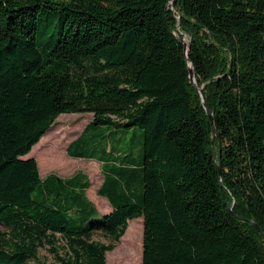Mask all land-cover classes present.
I'll return each instance as SVG.
<instances>
[{
	"label": "trees",
	"instance_id": "obj_1",
	"mask_svg": "<svg viewBox=\"0 0 264 264\" xmlns=\"http://www.w3.org/2000/svg\"><path fill=\"white\" fill-rule=\"evenodd\" d=\"M172 1L0 0V264H108L138 218L142 264H264V0ZM84 113L102 217L86 174L25 158Z\"/></svg>",
	"mask_w": 264,
	"mask_h": 264
},
{
	"label": "rangeland",
	"instance_id": "obj_2",
	"mask_svg": "<svg viewBox=\"0 0 264 264\" xmlns=\"http://www.w3.org/2000/svg\"><path fill=\"white\" fill-rule=\"evenodd\" d=\"M183 37L184 41L189 40L187 34H183ZM197 86L199 88H202L204 93L205 86H199L198 84ZM203 104L205 103L203 102ZM91 119L92 115L89 113L61 115L58 118L55 128L52 130V132H48L49 134L47 133L46 137H44L40 141L39 145L37 147L34 146L35 149L33 148L32 152L25 158L28 159L34 157L37 160L41 176L43 178L52 173L57 174L60 177L69 176L78 171L85 173L90 179L91 193L96 194L103 180V176L100 171V164L88 159H80V161L82 162L76 163L71 166V164L68 162L66 152L68 144L80 134V132L91 121ZM134 142L138 143L139 140L136 138ZM136 153L137 151L135 152V154ZM99 210V212H101L100 217L106 214L103 211L106 209L101 208ZM0 231L7 232L8 230L5 226L0 225ZM143 231V218H138L130 221L125 235L121 238L120 242L112 251L106 253L107 263L142 264ZM95 240L106 243V240L99 234H96ZM62 245L64 244L60 243L55 247L59 249L61 255L64 253L62 251ZM55 248H51L50 246L40 247L38 252L39 260L45 264H58L57 260L55 259L54 253H52L51 251Z\"/></svg>",
	"mask_w": 264,
	"mask_h": 264
},
{
	"label": "crops",
	"instance_id": "obj_3",
	"mask_svg": "<svg viewBox=\"0 0 264 264\" xmlns=\"http://www.w3.org/2000/svg\"><path fill=\"white\" fill-rule=\"evenodd\" d=\"M91 115H92V114H91ZM57 120H58V119H57ZM91 120H92V119H91ZM56 122H57V121H56ZM90 122H91V121H90ZM90 122H89V123H90ZM89 123H88V124H89ZM88 124H87V125H88ZM55 125H56V124H55ZM87 125H86V126H87ZM86 126H85V127H86ZM85 127H84V128H85ZM54 128H55V126H54ZM54 128H53V129H54ZM53 129H52V130H53ZM52 130H50L49 133L52 132ZM83 130H84V129H83ZM83 130H82V131H83ZM82 131L80 132V134L82 133ZM49 133H48V134H49ZM80 134H79V135H80ZM46 135H47V133H46ZM46 135H44V137H46ZM79 135H78V136H79ZM78 136H77V137H78ZM44 137H43V138H44ZM77 137H76V138H77ZM43 138H42V139H43ZM76 138H75V139H76ZM42 139H41V140H42ZM75 139H74V140H75ZM74 140H72L71 142H73ZM71 142H70V143H71ZM39 143H40V142H39ZM39 143L36 145V147L39 145ZM70 143H69L68 146H67L66 152H67V159H68V162H69V163L71 164V166H72V165H74V164H76V163H79V162H82V161H80L81 158H74V157H71V156L68 154V147H69ZM34 149H35V148H34ZM33 158H34V157H33ZM34 159H35V158H34ZM88 160H91V161H93V162H98V161H96V160H94V159H88ZM98 163L100 164V171H101V169H102V164H101L100 162H98ZM70 168H72V167H70ZM70 168H68V169H70ZM39 169H40V168H39ZM76 173H79V171L76 172ZM76 173H74V174H72V175H69V176H64V177L61 176V177H62V178H70V177L74 176ZM81 173H83V172H81ZM40 174H41V172H40ZM84 174H85V173H84ZM101 174H102V172H101ZM47 176H48V175H47ZM47 176H46V177H47ZM41 177H42V176H41ZM46 177H45V178H46ZM42 178H43V177H42ZM43 179H44V178H43ZM89 180H90V179H89ZM102 183H103V180H102ZM102 183H101V185H102ZM101 185H100V186H101ZM90 186H91V183H90ZM99 188H100V187H99ZM98 190H99V189H98ZM86 194H87L88 199H89V200L95 205V207L97 208L98 212L100 211L99 209H101V208H102V209H106V210H103L104 213H106V214H108V213H110V212L112 211L111 205H110V203L108 202V200H107L106 198H104V197L99 196L98 191H97L96 194H93V193H91V191H90V187H89V188L87 189V191H86ZM99 213H101V212H99Z\"/></svg>",
	"mask_w": 264,
	"mask_h": 264
},
{
	"label": "water",
	"instance_id": "obj_4",
	"mask_svg": "<svg viewBox=\"0 0 264 264\" xmlns=\"http://www.w3.org/2000/svg\"><path fill=\"white\" fill-rule=\"evenodd\" d=\"M176 2H177V0H173V1L171 2L170 5H171L172 8L175 7ZM183 41H184V40H183ZM188 66H189L190 82H191V84L197 89V91L199 92V94H200V96H201V98H202V101L205 103V105H206V112H207V115L209 116V118H210V120H211V122H212V125H213V133H214V136H217V131H216V128H215V125H214L213 115H212V113H211L209 107H208L207 104H206V99H205V96H204V93H203V89H202V88H199V87L197 86V83H196V74H195V72H194L193 65H192L191 63H189ZM220 153H221V149H220ZM219 171H221V170H220V166H219ZM220 174H221V172H220ZM253 225H254L258 230L261 231V229L258 227L257 224L253 223Z\"/></svg>",
	"mask_w": 264,
	"mask_h": 264
}]
</instances>
